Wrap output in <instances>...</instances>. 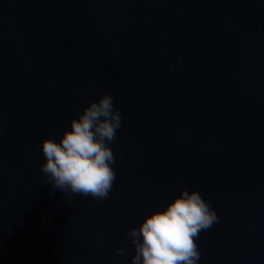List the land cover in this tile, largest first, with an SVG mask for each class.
I'll list each match as a JSON object with an SVG mask.
<instances>
[{
    "label": "water",
    "instance_id": "1",
    "mask_svg": "<svg viewBox=\"0 0 264 264\" xmlns=\"http://www.w3.org/2000/svg\"><path fill=\"white\" fill-rule=\"evenodd\" d=\"M104 92L113 187L67 197L40 142ZM180 188L219 218L198 264H264V0H0V264H130Z\"/></svg>",
    "mask_w": 264,
    "mask_h": 264
},
{
    "label": "clouds",
    "instance_id": "2",
    "mask_svg": "<svg viewBox=\"0 0 264 264\" xmlns=\"http://www.w3.org/2000/svg\"><path fill=\"white\" fill-rule=\"evenodd\" d=\"M121 122V111L110 92L89 101L58 139L41 140L40 170L45 181L67 197L105 199L116 177L111 144ZM218 220L215 209L198 190L180 188L126 230L133 249L130 264H198L195 238ZM125 252L123 247L115 249L117 256Z\"/></svg>",
    "mask_w": 264,
    "mask_h": 264
}]
</instances>
